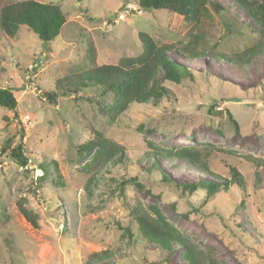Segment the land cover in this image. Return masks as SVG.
<instances>
[{
	"label": "rangeland",
	"instance_id": "374dc122",
	"mask_svg": "<svg viewBox=\"0 0 264 264\" xmlns=\"http://www.w3.org/2000/svg\"><path fill=\"white\" fill-rule=\"evenodd\" d=\"M39 1L58 4L66 18L52 41L42 42L25 26L16 37L0 30V87L12 88L17 101L15 111L0 107V264H186L179 243L168 254L152 242H126L117 222L125 224L136 208L188 237L207 262L264 264V38L248 61L230 58L256 43L259 26L231 0H211L222 6L221 12L206 4L205 12L187 18L143 9L137 0ZM141 31L157 44H174L168 57L192 78L163 80L167 92L130 103L115 118L107 112L108 97L98 91L59 95L55 103L40 92L55 90L62 77L89 63L116 64L137 55ZM195 38L198 47L214 45L229 58L181 53L178 47ZM36 59L41 63L29 71ZM18 137L24 165L9 155ZM98 139L122 146L132 162L94 166L98 147L78 155L80 144ZM7 140L9 148L2 151ZM189 147H214L204 159L207 169L229 179L227 166L235 165L246 188L236 180L210 198L201 188L182 195L175 183L221 181L175 154ZM51 159L66 193L41 182L40 163ZM152 161L160 171L145 170ZM96 169L97 177L90 181ZM48 171L55 178V170ZM130 177L151 193L131 182L121 187V179ZM18 203L37 226L20 213ZM60 203L63 217L56 211ZM100 251L107 253L90 260V254Z\"/></svg>",
	"mask_w": 264,
	"mask_h": 264
},
{
	"label": "trees",
	"instance_id": "16d2710c",
	"mask_svg": "<svg viewBox=\"0 0 264 264\" xmlns=\"http://www.w3.org/2000/svg\"><path fill=\"white\" fill-rule=\"evenodd\" d=\"M138 5L143 9L153 10H168L170 12L182 15L184 18L194 17L200 12L206 11V4H209L215 12H221L223 9L218 3H213L211 0H137ZM239 9H242L249 18L258 26V39L256 43L244 49L241 54L231 56L232 61L244 62L253 56L259 50L264 38V0H231ZM66 21L64 13L58 4L52 2H43L39 0H5L0 7V30L7 37H16L21 26H25L32 31L39 40L44 43H49L60 34L62 27ZM256 33L255 30H252ZM138 40L141 42V51L135 56H126L119 60L118 63H89L87 67L82 68L79 72L65 75L57 82L55 90L40 91L48 101L55 103L59 95H78L80 92L91 89L98 91L101 96H107L109 104L107 112L111 118H115L123 112L130 103H143L149 98L157 99L162 92H167V89L162 85L163 80L180 82L185 76L192 78V73L183 65L176 63L168 57L167 52L174 47L172 43L157 44L151 36L146 32L137 34ZM199 38L192 39L191 44H186L183 47H178L181 53H186L189 56H194L198 53L210 55L213 57H226V53H217L211 46H199ZM163 72L159 76V72ZM40 89V88H39ZM41 90V89H40ZM80 96V95H79ZM17 101L10 87H0V107L15 111ZM227 116L235 130H238V123L233 118L230 111H226ZM11 141V139H10ZM107 145L105 149L103 146ZM109 145V146H108ZM98 147V148H96ZM9 142L5 141L2 151L8 150ZM22 141L18 137L15 145L9 149V155L16 159L19 164H26L27 158L22 154ZM93 151V165L103 164L112 160V164L124 165L130 160L124 151V148L118 144H110L102 139L88 140L78 146L77 153L80 157L84 154ZM212 148V149H210ZM196 148L189 147L178 150L175 154L178 157L185 158L193 165L200 167L210 175H214L221 181H211L207 179H199L190 183H175L174 188L179 190L182 195L192 193L197 188L205 191L207 198L215 194L229 190L230 184L238 181V186L242 189L246 188L245 179L235 165H228V173L230 178H224L207 169L204 159L216 151L214 147ZM215 149V150H214ZM218 151V150H217ZM117 154V155H116ZM78 156V157H79ZM166 156V155H165ZM167 156H172L171 152ZM255 164L259 161L253 160ZM127 162V163H126ZM55 170V178L49 175V168ZM40 168L43 170V175L40 178L43 183H49L54 189V192L66 193V185L58 171V166L55 160L42 161ZM146 171H152L159 168L155 161L146 165ZM98 170L96 169L90 175V181H95ZM108 173L107 168L104 170ZM102 175V174H100ZM161 179L165 182L169 181L165 176ZM131 182L138 189L146 194L151 193L149 189L138 182L135 177L122 178L120 186ZM43 187V186H42ZM45 187V186H44ZM55 199V198H53ZM73 202V201H72ZM74 204V202H73ZM63 204H57L56 211L60 217H63ZM20 213L33 225L37 226L35 217L18 203ZM154 211L156 209L153 207ZM2 213V212H1ZM2 215H4L2 213ZM118 227L122 230V236L126 238V242L131 244L136 241H148L157 244L160 249L166 250L170 254L173 249V243H179L184 249V258L186 264H218L214 261L207 262L204 254L199 250L188 237L184 236L173 226L162 220H155L148 213L140 208H136L128 217L125 224ZM64 227L62 226V229ZM107 251L94 252L89 255L90 260L103 258ZM165 260V259H164ZM101 264H111L106 260H102Z\"/></svg>",
	"mask_w": 264,
	"mask_h": 264
},
{
	"label": "built area",
	"instance_id": "2783aa9c",
	"mask_svg": "<svg viewBox=\"0 0 264 264\" xmlns=\"http://www.w3.org/2000/svg\"><path fill=\"white\" fill-rule=\"evenodd\" d=\"M39 63H41V60H37V59H36V60L34 61V63H32V65L30 64V65L28 66V68H29L28 70H29V71H32L33 69H35V67H36ZM25 117H26V119H27V116H25ZM24 119H25V118H23V121H24Z\"/></svg>",
	"mask_w": 264,
	"mask_h": 264
}]
</instances>
